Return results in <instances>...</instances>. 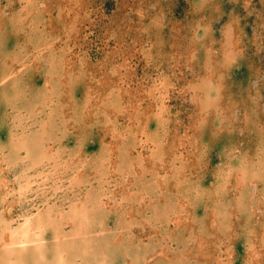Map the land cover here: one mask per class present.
Instances as JSON below:
<instances>
[{"label": "rangeland", "instance_id": "obj_1", "mask_svg": "<svg viewBox=\"0 0 264 264\" xmlns=\"http://www.w3.org/2000/svg\"><path fill=\"white\" fill-rule=\"evenodd\" d=\"M6 4L7 0H0V51L3 52L0 60L4 61L0 63V73L9 68L18 70L14 59L29 54L41 57V66L34 65L33 71L20 84L37 108L40 107L36 109L40 113L37 119L55 125L63 120L68 122L65 127L72 132L74 117L107 102L114 107L127 108V119L120 118V123L131 127L141 142V147L122 150V141H115L111 136L97 137L95 131L84 139L76 134L69 135L58 145L48 138L53 150L57 147L67 149L62 160L78 152L79 162L85 165L81 180L75 177L69 196L75 193L78 200L91 198L93 201H100L109 193L116 197L121 194L118 183L129 172L140 178L141 185L151 181L153 168L143 144L145 138L135 127L143 120L133 119L136 107L152 87L153 81L148 77L167 76L178 90L205 87L209 53L213 58L217 55H223L224 60L229 57V61L225 60L228 75L219 79L218 89L212 88L211 103L203 116L207 122L205 136H210L211 142L201 136L193 140L192 148L206 144L214 166L230 157L245 158L250 164L260 158L264 145V7L258 6L255 0L247 7L243 6V0H45L28 20L22 19L24 13L20 12L19 3L10 8L5 7ZM259 5H264V0H259ZM229 33L231 46L226 38ZM9 56L11 59H6ZM57 62L62 65L64 74L57 95L52 97L47 67ZM113 68L117 75H112ZM114 92L118 96H114ZM185 111L191 117V111ZM187 123L185 121V126ZM12 128L8 110L0 112V149L5 158L13 149ZM155 130L154 122L148 124L149 132ZM238 134L254 135L255 149L248 151L244 141L233 139ZM183 140L177 131L169 143H179L183 151ZM238 150L243 151L236 155ZM112 151L116 153L113 152L111 158ZM167 159H171L170 154ZM8 162L6 159V166ZM75 163L77 161H73ZM179 168L177 163V179L173 183L178 184L183 179ZM259 168L256 165L255 177L247 168L237 173L229 185V196L242 199L252 211L264 212V171ZM6 169L5 174L14 177V171L8 166ZM127 179L128 186H132L133 176ZM212 183L209 178L201 186L210 188ZM131 190L138 188L133 186ZM102 203V211L91 214L95 222L88 228L91 232L100 231L102 226L97 222L100 212L104 219L106 214L104 229L119 232L121 209L111 205L109 199H103ZM0 204L5 207L1 192ZM13 210L14 220H20L18 203ZM37 211L34 209L33 213ZM66 229L71 231L72 228L69 225ZM154 234L141 235L132 228L130 235L127 232L119 235L117 243L123 245L121 251L124 253L121 264L123 261L135 264L137 246L142 242L147 244ZM51 236L52 231H49L46 234L49 241ZM52 247L49 243L47 249L50 251ZM157 251L147 256L148 264H160L162 253ZM48 255L58 256L57 251L48 252ZM73 256H77L80 264H90V256L79 252Z\"/></svg>", "mask_w": 264, "mask_h": 264}, {"label": "clouds", "instance_id": "obj_2", "mask_svg": "<svg viewBox=\"0 0 264 264\" xmlns=\"http://www.w3.org/2000/svg\"><path fill=\"white\" fill-rule=\"evenodd\" d=\"M43 2L45 0H7L5 7L19 3L20 12L24 13L22 19L28 20L40 10ZM255 2L264 7L259 5V0ZM252 3L253 0H243L244 7ZM0 56H3L2 51ZM40 61L39 55H25L13 60L19 65L18 70H12L10 75L0 73V112L8 110L13 125V149L6 159L10 161L7 166L14 171L19 185L18 219L28 218L52 228L50 243L54 250L58 235L53 225L60 224L61 231L67 228L70 214L75 208L72 201L79 203L77 194L69 196L75 179L74 175L69 174L83 171L85 165L79 162L78 152L62 160L67 149L43 148L45 136L58 145L69 135L76 134L84 139L95 131L97 137L111 136L115 141H122V150L141 147V142L131 127L120 123V118L127 119V108L114 107L107 102L74 117L71 120L72 132L65 127L68 122L63 120L55 125L37 119L40 116L36 111L38 106L34 105L20 84L33 71L34 65L37 68L41 66ZM0 63L4 61L0 60ZM207 68L216 80L228 75L223 55L213 58L209 53ZM47 73L50 77V96L54 97L63 79V67L58 62L49 63ZM6 75L7 79L4 78ZM112 75H117L115 68ZM148 79L153 81L152 87L136 107L133 119L143 120L135 127L145 138L143 144L153 168V178L141 185L140 178L129 172L118 183L121 194L117 197L109 193L100 201L90 198L88 203L91 206L87 208L89 215L84 218L85 227H91L95 222L91 214L102 209L103 199H109L114 207L121 209L119 223L122 226L116 233L108 229L90 232L83 246L77 247L76 251L90 256V264H121L123 245L117 243V237L126 232L130 235V229L135 228L141 235L145 232L155 233L147 244L142 242L137 246L135 264H148L147 256L157 250L162 253L160 264H264V212L259 209L252 211L251 206L242 199L229 196V185L237 173L247 168L255 177L256 165L260 166V171H264V145L255 164H250L245 158L230 157L214 166L212 153L207 150L206 144L192 148L194 139L205 136L207 122L203 116L207 114L212 89L205 86L178 90L171 79L160 74ZM113 95L118 96V93L114 92ZM108 109H112V112L109 113ZM185 109L191 111V117ZM185 121H188L186 126ZM153 122L156 130L149 132L148 124ZM46 126L50 129L47 133L44 131ZM177 131L184 137L183 151L179 143H169ZM205 139L211 142L210 136H205ZM233 139L244 141L248 151L255 149L254 135L238 134ZM240 151L243 150H238L236 155ZM169 154L170 160L167 159ZM0 156H3V149H0ZM73 161L77 163L73 164ZM177 163L180 164L179 174L183 176L178 184L173 183L177 179ZM2 175L0 172V182ZM127 176H133L132 186H128ZM209 178L213 181L212 186L202 187ZM133 186L138 190L132 191ZM50 201L53 203L50 204ZM57 205L60 207L57 208ZM34 209L38 210L36 215H33ZM4 211L6 209L0 204V225L7 229L10 223L4 219ZM122 264H126V261Z\"/></svg>", "mask_w": 264, "mask_h": 264}, {"label": "bare ground", "instance_id": "obj_3", "mask_svg": "<svg viewBox=\"0 0 264 264\" xmlns=\"http://www.w3.org/2000/svg\"><path fill=\"white\" fill-rule=\"evenodd\" d=\"M226 38L229 40L227 41V44L231 46L230 33L227 35ZM42 42H44V40ZM46 45L49 44L47 43ZM228 58H226L225 60L229 61ZM11 71L12 68H9L8 70L7 69L4 70L3 72H7L8 75H10ZM68 71L69 70L67 69L65 73ZM207 76L208 78L206 80V84H207L206 86L210 89L212 88L218 89L220 85V81L216 80L209 73ZM4 78L7 79V75L4 76ZM35 103L34 105H37ZM209 103H211V101ZM44 131L47 133L50 130L45 129ZM48 138H49L48 136H45V138L42 141V147L49 150H53V147L50 146L52 144H48L47 142ZM113 152L114 151L111 152V158ZM6 167H7L6 158L4 156L0 157V172H2L3 174L2 182H0V192H1V198H3V202L5 205L4 209H6V211H4V219L9 221L10 223V226L7 229H5L3 225H0V250H1L0 264H70V262L71 264H80L79 261L77 260V256H73V254L75 252L77 253L76 251L77 247L83 246V243L88 237V234L91 232V230L88 227H85L84 225V218L86 215H89L87 213V208L91 206L88 203L89 200L81 199L79 200V203L73 202L75 204V208L73 212L70 214L71 219L68 221V224L72 228L71 231H68L66 228H63L61 231L60 224L53 225V227L56 228L57 230L58 239L56 241L54 251H53V247L51 248L52 250L49 251L47 248L50 241L47 239L46 234L49 231H52V228L44 227L42 222L37 223L36 221L30 220L28 218L18 220L17 222H15L16 224L12 223V221H15L14 220L15 217L13 216V212H14L13 208L15 207V204H17L19 200V185L17 184L15 175L13 177L11 175L5 174V171H8ZM82 172L80 171L78 173L79 175L75 176L77 180H81V175H83ZM107 203H109V201H107ZM59 207L60 206L57 205V208ZM64 210L67 211V209ZM53 212H55V210H53ZM36 213H33V215H36ZM103 220L106 219H104V215L102 216V213L99 212L97 222L102 226L101 228L99 227L100 231L103 230L105 227V223ZM51 251L54 253L57 251L58 256H53V255L49 256L48 252Z\"/></svg>", "mask_w": 264, "mask_h": 264}]
</instances>
